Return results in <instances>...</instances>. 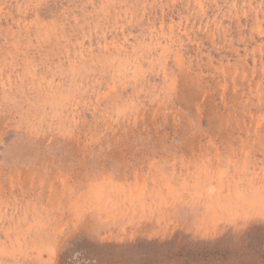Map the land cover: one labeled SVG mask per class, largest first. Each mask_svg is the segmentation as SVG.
<instances>
[{
	"label": "rangeland",
	"instance_id": "rangeland-1",
	"mask_svg": "<svg viewBox=\"0 0 264 264\" xmlns=\"http://www.w3.org/2000/svg\"><path fill=\"white\" fill-rule=\"evenodd\" d=\"M111 262L264 264V0H0V264Z\"/></svg>",
	"mask_w": 264,
	"mask_h": 264
},
{
	"label": "trees",
	"instance_id": "trees-1",
	"mask_svg": "<svg viewBox=\"0 0 264 264\" xmlns=\"http://www.w3.org/2000/svg\"><path fill=\"white\" fill-rule=\"evenodd\" d=\"M102 263V262H101ZM112 264H121L122 262H111ZM104 264V263H103Z\"/></svg>",
	"mask_w": 264,
	"mask_h": 264
}]
</instances>
